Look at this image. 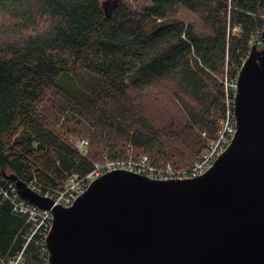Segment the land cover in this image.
<instances>
[{"label":"trees","instance_id":"trees-1","mask_svg":"<svg viewBox=\"0 0 264 264\" xmlns=\"http://www.w3.org/2000/svg\"><path fill=\"white\" fill-rule=\"evenodd\" d=\"M114 1L108 17L103 0H0V186L7 173L61 189L98 162L140 155L186 170L217 138L221 79L239 73L260 38L264 0H153L140 11ZM79 67L95 89L59 86ZM24 230L0 194V264L23 249ZM39 259L29 246L25 262Z\"/></svg>","mask_w":264,"mask_h":264},{"label":"water","instance_id":"water-1","mask_svg":"<svg viewBox=\"0 0 264 264\" xmlns=\"http://www.w3.org/2000/svg\"><path fill=\"white\" fill-rule=\"evenodd\" d=\"M261 43L238 73L235 139L205 174L116 169L64 208L5 173L23 198L52 210L48 264H264V28Z\"/></svg>","mask_w":264,"mask_h":264},{"label":"built area","instance_id":"built-area-1","mask_svg":"<svg viewBox=\"0 0 264 264\" xmlns=\"http://www.w3.org/2000/svg\"><path fill=\"white\" fill-rule=\"evenodd\" d=\"M256 44H261V36L254 41L249 42L250 49ZM238 74L229 79L228 75L222 80L225 88L226 111L224 117L220 120V127L216 139L209 141L201 158L190 169L175 170L168 163L166 167H157L150 163L145 155H140L129 160L106 161L101 165H95L93 170L85 175L74 173L70 176L64 188L44 187L37 180H32L28 187L34 192L50 198L54 206L58 205L64 208H70L77 199L89 188V186L100 176L113 170H127L132 173L148 175L156 179H184L196 178L205 174L216 160L229 148L235 139L237 133L235 117V98L238 92ZM203 136L206 137L204 133ZM87 141H82L80 147L83 149ZM0 194L10 202L14 215L25 219V230L23 238L25 244L23 249L15 256L9 258L4 264H34L25 262L24 254L29 246L33 245L40 257L37 264H48L47 239L53 227V213L51 209L41 208L29 200L23 198L13 181H7L0 186Z\"/></svg>","mask_w":264,"mask_h":264},{"label":"rangeland","instance_id":"rangeland-1","mask_svg":"<svg viewBox=\"0 0 264 264\" xmlns=\"http://www.w3.org/2000/svg\"><path fill=\"white\" fill-rule=\"evenodd\" d=\"M104 2L107 1V0H103ZM114 0H112L110 2V5H113L114 4ZM153 2V0H122V3L124 5H126L127 7L131 8L132 10H136V11H140L142 8H144L145 6H149L151 5ZM107 12H110L111 14L113 13V9L111 8H107L106 9ZM181 18L186 22V23H193L195 24V27L198 31H201L202 30V25L201 23L199 22V20L197 19V17L188 12V11H185V10H182L181 12ZM227 76V72L225 73L224 77L221 79L224 80L225 77ZM96 85H97V77L89 72L88 70L82 68V67H79L72 76H64L60 79V83H59V86L65 88L66 90H70V92H72L71 90L75 87H84V88H87L88 90H93L96 88ZM55 101H52V100H48L46 101L45 104H50V107H52L51 104H54ZM53 109V107H52ZM65 117L63 118H60L59 122H62L64 120ZM60 125V124H59ZM87 141V145L82 149L80 147V143L82 141ZM74 143L76 144V147L78 148V150L80 151L81 154H84V155H87L88 153V140L86 138H82V137H77L75 140H74ZM146 156V155H145ZM110 161V160H109ZM106 161L100 163H96L95 165H101L103 163H105ZM94 165V166H95Z\"/></svg>","mask_w":264,"mask_h":264}]
</instances>
